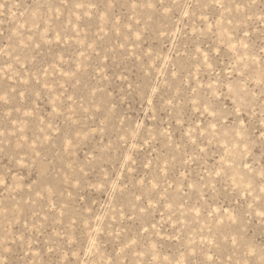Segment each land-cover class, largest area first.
<instances>
[{"label": "rangeland", "instance_id": "rangeland-1", "mask_svg": "<svg viewBox=\"0 0 264 264\" xmlns=\"http://www.w3.org/2000/svg\"><path fill=\"white\" fill-rule=\"evenodd\" d=\"M0 264H264V0H0Z\"/></svg>", "mask_w": 264, "mask_h": 264}]
</instances>
